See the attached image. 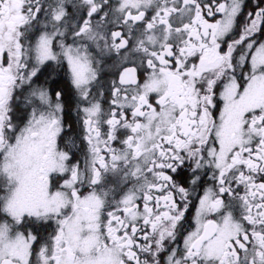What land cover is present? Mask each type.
<instances>
[{
    "label": "snow or ice",
    "instance_id": "obj_1",
    "mask_svg": "<svg viewBox=\"0 0 264 264\" xmlns=\"http://www.w3.org/2000/svg\"><path fill=\"white\" fill-rule=\"evenodd\" d=\"M0 264H264V0H0Z\"/></svg>",
    "mask_w": 264,
    "mask_h": 264
}]
</instances>
